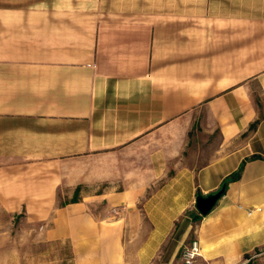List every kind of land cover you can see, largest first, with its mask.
I'll list each match as a JSON object with an SVG mask.
<instances>
[{
    "label": "crops",
    "instance_id": "1",
    "mask_svg": "<svg viewBox=\"0 0 264 264\" xmlns=\"http://www.w3.org/2000/svg\"><path fill=\"white\" fill-rule=\"evenodd\" d=\"M9 2L0 264H264V0Z\"/></svg>",
    "mask_w": 264,
    "mask_h": 264
},
{
    "label": "built area",
    "instance_id": "2",
    "mask_svg": "<svg viewBox=\"0 0 264 264\" xmlns=\"http://www.w3.org/2000/svg\"><path fill=\"white\" fill-rule=\"evenodd\" d=\"M161 264H213L203 257L200 242L197 238L184 244L176 261H168Z\"/></svg>",
    "mask_w": 264,
    "mask_h": 264
},
{
    "label": "water",
    "instance_id": "3",
    "mask_svg": "<svg viewBox=\"0 0 264 264\" xmlns=\"http://www.w3.org/2000/svg\"><path fill=\"white\" fill-rule=\"evenodd\" d=\"M226 184L223 183L222 186L213 193L203 195L198 193L195 197V207L198 212L202 215L207 214L216 204L217 200L224 193Z\"/></svg>",
    "mask_w": 264,
    "mask_h": 264
},
{
    "label": "rangeland",
    "instance_id": "4",
    "mask_svg": "<svg viewBox=\"0 0 264 264\" xmlns=\"http://www.w3.org/2000/svg\"><path fill=\"white\" fill-rule=\"evenodd\" d=\"M9 1H12V3H20L21 1H25V0H0V4L1 3H10ZM253 96H254V98H255V100L257 101H259V100H261V101H263L264 100V95L262 96L260 93H253ZM261 112H264V109H262L261 110ZM0 221H3V222H5V219H0ZM14 226V228L15 227H19L20 226V223L19 222H14V224H13ZM5 226L6 227H9L8 226V222H5Z\"/></svg>",
    "mask_w": 264,
    "mask_h": 264
},
{
    "label": "trees",
    "instance_id": "5",
    "mask_svg": "<svg viewBox=\"0 0 264 264\" xmlns=\"http://www.w3.org/2000/svg\"><path fill=\"white\" fill-rule=\"evenodd\" d=\"M258 123V120H255L250 124L249 129H254L256 127V124ZM241 171V166L233 173H231L224 181L223 183L227 184L228 181L235 180L239 177Z\"/></svg>",
    "mask_w": 264,
    "mask_h": 264
}]
</instances>
